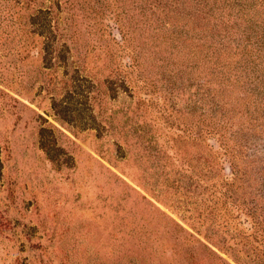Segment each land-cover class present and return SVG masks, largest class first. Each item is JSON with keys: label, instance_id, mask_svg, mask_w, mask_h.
<instances>
[{"label": "rangeland", "instance_id": "obj_1", "mask_svg": "<svg viewBox=\"0 0 264 264\" xmlns=\"http://www.w3.org/2000/svg\"><path fill=\"white\" fill-rule=\"evenodd\" d=\"M199 1L0 0V264H264V107L205 104Z\"/></svg>", "mask_w": 264, "mask_h": 264}, {"label": "trees", "instance_id": "obj_2", "mask_svg": "<svg viewBox=\"0 0 264 264\" xmlns=\"http://www.w3.org/2000/svg\"><path fill=\"white\" fill-rule=\"evenodd\" d=\"M260 1L200 0V6L205 10L202 16L203 23L200 26L199 24L195 25L190 21L191 14L188 17L190 27L187 32L191 31L192 39H197L200 42L199 48L203 52L200 59L204 58L202 60L205 65H209L208 70L201 77V87L204 90V96L207 97L205 104L211 103L209 107H215L218 111H222L224 117L227 114L229 118L231 109H226V103H219V101H223L221 97L215 99L216 92L229 99L232 96L231 93H227L229 90H231L229 92L237 90L242 94V98H240L243 106L242 112L248 120L257 121L259 117L255 115V111L260 109L261 104L264 107V31H262L263 29L257 31L254 29V25L258 27L256 22H249L246 29L241 31L244 35L242 43L238 44L235 33L230 30V26L233 25L230 23V18L243 19L239 14L233 12V6H237V12L244 16L245 10L251 12L250 8H254L258 3H260L259 5L264 3V0ZM196 5L198 6V1ZM236 33L239 35L237 31ZM229 39L234 43L230 44ZM190 48L192 50L188 51L189 55L196 57L198 46L192 44ZM195 48L197 51H194ZM250 107L254 111L250 110ZM224 117L222 119H225ZM255 125L256 127L251 132L259 134V128L264 129V126L258 125L256 122ZM240 129L235 130L232 136L234 142L238 141L227 147L235 154L241 150L240 140L243 138L247 141V138H250L248 133L243 130L240 132ZM250 162L252 161L250 160ZM236 167L235 164L230 165L232 171Z\"/></svg>", "mask_w": 264, "mask_h": 264}]
</instances>
